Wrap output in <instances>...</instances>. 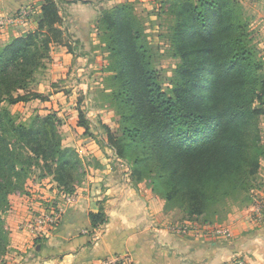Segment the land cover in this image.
Masks as SVG:
<instances>
[{
    "label": "trees",
    "instance_id": "obj_1",
    "mask_svg": "<svg viewBox=\"0 0 264 264\" xmlns=\"http://www.w3.org/2000/svg\"><path fill=\"white\" fill-rule=\"evenodd\" d=\"M172 1L173 40L182 60L169 90L159 80L134 5L118 3L101 11L97 30L107 53L106 84L122 127L121 136L105 129L107 144L129 162L135 185L146 182L162 194L167 208L213 225L215 219L224 222L234 207H247L262 187L263 62L241 0ZM36 21L35 30L0 47V264L11 249L9 197L24 189L32 168L40 177L53 176L58 191L70 195L86 176L79 172L84 162L76 150L64 145L55 113L23 124L4 106L46 100L30 86L52 46L76 52L60 0H42ZM78 124L89 133L82 112ZM90 219L96 228L109 216L101 207Z\"/></svg>",
    "mask_w": 264,
    "mask_h": 264
},
{
    "label": "rangeland",
    "instance_id": "obj_2",
    "mask_svg": "<svg viewBox=\"0 0 264 264\" xmlns=\"http://www.w3.org/2000/svg\"><path fill=\"white\" fill-rule=\"evenodd\" d=\"M89 1L91 2L60 0L61 13L66 18L64 27L71 30V38L73 42H77V45L76 52L69 54L66 51L68 47L54 44L51 48L50 58L45 61L46 65L33 78L30 89L44 94L46 100L32 99L13 105L5 103L4 106L11 111L17 122L23 124H30L36 118L55 113L59 120L58 129L62 135L64 145L73 147L84 162L79 170L80 173L86 176L92 175V172L97 169L100 170L98 171L99 173L103 174L105 171L110 170L118 172L123 168L118 164L117 161H119L124 166L128 165V170L125 173L129 174L131 173L129 162L126 159H120L116 155L114 148L107 144L108 138L105 129L108 128L114 135L121 136L122 127L121 116L117 106L108 95L109 89L106 84L108 75L106 69L108 64L107 53L99 41L97 20L102 10L111 8L118 3L131 2L134 5L135 13L143 22L148 34L152 58L159 80L163 88L169 90L175 84L178 76L177 69L182 60L177 44L173 40L172 26L176 18L173 11L174 4L172 0ZM241 1L245 15L251 23V29L254 33L253 43L258 58L263 62L261 73L264 74V0ZM38 9L35 4H31L21 7L12 16H0V47L5 44L4 31L8 29L7 27L10 24L17 23L10 21L14 19L24 21V23L19 21L17 25H14L16 26L14 28L16 31L22 25L27 24V20L31 17L33 18ZM26 11L28 14L25 15ZM81 112L90 122L89 133H85V127L78 124ZM261 128L264 140V123L262 121ZM115 158L117 161H115ZM101 159H103L105 167L99 169L103 166ZM111 159H114L113 163L109 161ZM108 164L110 166H107ZM40 173L39 169L32 168V172L25 182L24 189L15 192L26 194L35 201L34 204H37L39 209L35 210L32 207L31 212H33V217L38 219L42 216L43 211L50 215L52 210L58 209L59 205L58 188L53 176L48 174L40 177ZM86 176L84 177L85 179L80 178L82 181L76 183V186L84 182L87 185L91 180L88 179V181ZM129 177L131 178L130 174ZM259 179V184L262 187L254 192V196L257 195L256 198L254 197L253 202L250 203L251 205L249 204L250 206L256 203L262 191H264V160H262ZM142 183L150 188L146 182ZM49 185L51 186L48 187ZM55 188L56 193H52L51 191ZM156 196L161 199V206L170 217L169 223L206 225L186 218L178 207L167 208L166 200L162 197V194H156ZM236 210H239L238 207H234L233 212ZM253 213L254 211L251 212L252 215ZM8 214L6 215V222L12 238L13 231L8 226ZM215 221L213 224L215 226L224 224L223 222H218L217 219ZM37 223H39V220L35 222L36 225ZM59 225H61V219L53 225V228H50L52 232L56 233L60 227ZM34 238L35 246L37 239L40 244L47 242L46 240L49 239L44 232L41 234L39 232L35 233ZM10 251L4 257L3 264H8ZM30 251H35V247L32 246ZM24 255H28V252Z\"/></svg>",
    "mask_w": 264,
    "mask_h": 264
},
{
    "label": "crops",
    "instance_id": "obj_3",
    "mask_svg": "<svg viewBox=\"0 0 264 264\" xmlns=\"http://www.w3.org/2000/svg\"><path fill=\"white\" fill-rule=\"evenodd\" d=\"M41 1L0 0V16L3 17L14 15L26 5L35 4L39 8L36 15L16 31L14 25L21 20L14 19L17 23L10 24L4 31L5 44L15 36L36 29ZM67 31L71 36V30ZM101 161L103 166L99 169L105 167L103 159ZM109 161L113 163L114 159ZM117 162L122 170H104V174L98 169L93 171L86 176L91 181L77 186L71 196L58 191L61 225L56 233L49 232V239L41 245L35 246V233L29 226L32 207L37 210L38 205L26 194L10 195L8 226L14 237L7 263L95 264L114 255L131 254L135 264H237V258H242L245 264H264V222L251 214L264 202V191L254 205L229 214L223 222L232 228L229 237L205 231L175 234L167 228L170 217L164 212L161 199L144 183L135 185L130 173H125L128 165ZM51 192L56 193V188ZM101 207L109 221L94 228L90 212H97ZM32 246L35 251H30ZM27 252L28 255H24Z\"/></svg>",
    "mask_w": 264,
    "mask_h": 264
},
{
    "label": "built area",
    "instance_id": "obj_4",
    "mask_svg": "<svg viewBox=\"0 0 264 264\" xmlns=\"http://www.w3.org/2000/svg\"><path fill=\"white\" fill-rule=\"evenodd\" d=\"M28 14V12H25V15ZM24 15V14H23ZM10 22H14L10 21ZM64 193V192H63ZM64 196L68 197L71 196L70 194L64 193ZM254 219H258V221L264 222V202H260L255 208H254ZM60 209L52 210L51 214L42 212V216L38 218H33L30 221V228L34 230V233L37 234V232L45 233L46 235L49 234V232H52L50 228H53L56 222L60 220ZM39 220V223L37 225L35 222ZM167 228L174 232L175 234H192L198 233L200 231L209 232L211 234H214L216 236H224L229 237L232 234V228L227 224H222L219 226L215 225H205L200 226L197 223H190V224H176V223H168ZM95 264H135V261L131 254H120V255H114L111 257H108L106 259H103L101 261H98ZM237 264H245V261L242 258H237Z\"/></svg>",
    "mask_w": 264,
    "mask_h": 264
}]
</instances>
